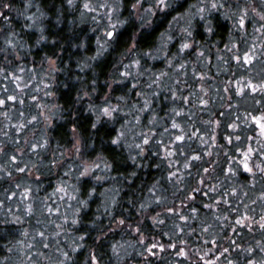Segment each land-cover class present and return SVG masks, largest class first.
<instances>
[{
	"label": "clouds",
	"instance_id": "obj_1",
	"mask_svg": "<svg viewBox=\"0 0 264 264\" xmlns=\"http://www.w3.org/2000/svg\"><path fill=\"white\" fill-rule=\"evenodd\" d=\"M0 264H264V0H0Z\"/></svg>",
	"mask_w": 264,
	"mask_h": 264
}]
</instances>
